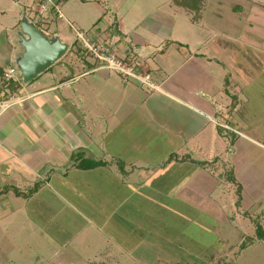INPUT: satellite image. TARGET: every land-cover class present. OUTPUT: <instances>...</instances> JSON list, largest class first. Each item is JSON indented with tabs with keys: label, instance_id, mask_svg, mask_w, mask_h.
Returning <instances> with one entry per match:
<instances>
[{
	"label": "crops",
	"instance_id": "crops-1",
	"mask_svg": "<svg viewBox=\"0 0 264 264\" xmlns=\"http://www.w3.org/2000/svg\"><path fill=\"white\" fill-rule=\"evenodd\" d=\"M38 3L27 1L25 17L19 19V24L27 16L46 36L60 38L68 48L45 74L42 72L28 84L19 82L11 97L0 86V243L8 240L10 227L18 229L14 224L22 221L16 219L19 212L28 210L27 200L44 191L67 203L74 200L78 187L83 185L100 186L102 195L112 201L121 194L124 199L119 206L134 198L131 205L140 212H171L180 219L184 212L193 213L192 220L178 222L186 224L187 230L197 227L204 235L200 244L213 236L223 240L222 248L226 247L230 239L224 233L232 214L248 218L253 233V219L263 226L264 209L259 208V199L264 193V144L248 134L245 123L239 125L236 112L240 104L233 110L227 106L229 71L225 72L226 63L214 55L219 52L216 47L201 39L203 29L191 20L187 22L201 39L196 38L191 45L175 28L176 19L185 22L183 19L166 14L171 22L155 21L142 3L123 11L117 3L109 19L104 0H56L64 19L57 17L50 4L46 23L38 15ZM129 10L135 12L133 23L127 18ZM150 14L152 17H148ZM62 20L73 30V37L52 30ZM74 24L91 40L110 42L122 55L139 51L143 67L153 74L160 90L146 92L138 81L124 80L82 51L87 72L76 75L74 66L68 72V61L63 57L67 53L75 56L74 44L80 43ZM1 44L3 69L5 59L11 64L23 53L15 57ZM91 73L98 74L101 88L94 82L90 87V81L83 85V78ZM94 100L99 106L91 113L87 107ZM81 152L109 164L78 169L73 166V158ZM91 173L95 178L103 174L101 180L90 183ZM105 177H111V186L104 187ZM110 187L111 198L107 190ZM232 192L235 197L229 206L225 194ZM120 213L122 223L127 225H121L124 232L136 235L130 213ZM151 242L152 235L145 243ZM9 262L0 247V264Z\"/></svg>",
	"mask_w": 264,
	"mask_h": 264
},
{
	"label": "rangeland",
	"instance_id": "rangeland-1",
	"mask_svg": "<svg viewBox=\"0 0 264 264\" xmlns=\"http://www.w3.org/2000/svg\"><path fill=\"white\" fill-rule=\"evenodd\" d=\"M27 1L30 0H0V36L3 38V42L0 41L1 47L14 53L15 57H19L25 48L21 37L24 33L19 19L22 16L25 17ZM41 2L39 0L37 6L39 10ZM163 2H165L164 5L161 4V0H121V2L120 0H104L109 11V19L112 18L117 3H120L121 11L142 3L155 21L171 22L168 15L176 16L179 20L183 19L185 22L176 19L175 28L191 45L196 38L206 39V42L213 44L212 46L219 51L214 55L226 63L225 72L229 71L228 83L231 85V92H228L230 99L227 106L233 110L237 104H240L236 112L239 125L242 122L245 123L246 129L249 128L248 134L264 144V0H201L202 6L195 12L187 9L185 11V8H179L176 4L175 6L173 0ZM71 5L72 3H68L67 6ZM46 6L47 10L43 13L47 16L46 23H49L50 6L49 4ZM144 10L146 11L145 8ZM129 11L127 18L128 21L131 20L130 23H133L134 19L136 21L135 12ZM155 11L157 14H154ZM159 11L161 13H158ZM151 14L148 17H152ZM38 15L42 17L39 13ZM58 18L64 19V16ZM151 20L154 19L149 21ZM190 20L204 30V33H201L204 38H198L199 33L187 23ZM32 23L36 24V22ZM72 27L77 37V32L80 33L82 30L75 24ZM52 30L68 33L71 37L74 35L65 20L54 24ZM74 48H76L75 56H69L67 53L63 57H66L69 64L67 70L69 72L74 66L76 75L84 74L87 68L82 62L83 54L80 53L83 47L81 43L76 42ZM207 49L203 51L206 52ZM137 53L139 55V51ZM5 60L7 64L3 70L15 68V87H18L19 82L28 84L22 78L17 61H11L14 66H10L9 59ZM0 65L5 64L0 61ZM219 66L218 68L225 74L223 68ZM90 75L83 78V85L90 81V87L94 82V86L101 88L98 74ZM139 85L149 93L160 90L156 83L154 87L148 83ZM0 86L4 87V82H0ZM6 92L8 97H11L16 90H11L10 86L8 89L7 86ZM88 104L90 105L87 108L91 113L97 112L99 105H96L95 100L94 104L90 102ZM94 174H90L89 180L90 183L95 184L101 180L103 174H98L96 178ZM105 178V183H101H104V187L111 186V177ZM242 180L245 183L247 181L245 178ZM108 189L110 190L111 187ZM43 192L35 199L27 200L28 210L20 211L16 219L22 221H18V225L14 224L18 229L10 227L8 240H4L5 244L0 243V247L9 257L8 264H264V241H260L256 233H253V225L245 217L231 215L230 225L224 233L228 235L230 241L227 242L226 247L222 248L223 240L219 238L215 240L213 236H208L207 240L200 244L201 237L204 240V235L198 232L197 227H189L187 230L186 224L181 226L183 223L178 220L183 222L187 219L192 220L193 213L189 211L184 212L181 219L171 212H140L138 208L131 205L134 204V198L119 206L124 197L118 194L115 196L116 200L112 201L106 195H102L100 186L78 187L77 196L74 195V200L67 203ZM63 195L65 196L64 193ZM108 196L112 197L111 190ZM225 196L227 203L231 206L230 202L235 194H225ZM43 197H46L49 202L44 203ZM21 202L26 201L22 199ZM259 203L261 206L259 208L264 209V193L261 194ZM119 212L121 216L130 213L131 223L136 224V235L131 233L129 236L124 232L121 225L126 224L122 223L118 216ZM155 213L159 214L158 217ZM261 216H263L261 220L264 226V212ZM199 225L201 226V223H197L196 226ZM188 232H192L191 235ZM146 233L148 234L145 235ZM150 234L154 242L147 244L145 243L147 239L151 240ZM244 235L248 237H243ZM191 239H194L196 243Z\"/></svg>",
	"mask_w": 264,
	"mask_h": 264
},
{
	"label": "built area",
	"instance_id": "built-area-1",
	"mask_svg": "<svg viewBox=\"0 0 264 264\" xmlns=\"http://www.w3.org/2000/svg\"><path fill=\"white\" fill-rule=\"evenodd\" d=\"M39 14L44 18L47 10L46 4L54 5L56 14L58 17H63L60 12V7L55 4L56 0H41ZM44 11V13H43ZM77 39L80 41L83 49L82 52L94 58L101 66H104L109 71L117 72L125 80L134 79L140 83H148L151 86H155L153 74L144 69L142 61L139 55L136 54H120L114 45L108 41H93L91 40L84 31L77 32ZM15 68H7L0 76V82H7L11 79H15ZM224 125V124H223ZM227 129H231L227 126Z\"/></svg>",
	"mask_w": 264,
	"mask_h": 264
},
{
	"label": "water",
	"instance_id": "water-1",
	"mask_svg": "<svg viewBox=\"0 0 264 264\" xmlns=\"http://www.w3.org/2000/svg\"><path fill=\"white\" fill-rule=\"evenodd\" d=\"M24 52L17 60L25 83L32 81L67 51V45L60 38H49L36 24L24 18L21 22Z\"/></svg>",
	"mask_w": 264,
	"mask_h": 264
},
{
	"label": "trees",
	"instance_id": "trees-1",
	"mask_svg": "<svg viewBox=\"0 0 264 264\" xmlns=\"http://www.w3.org/2000/svg\"><path fill=\"white\" fill-rule=\"evenodd\" d=\"M173 3L176 4L177 6L183 7L189 11H198L201 6H202V2L201 0H173ZM4 70L2 68H0V76L3 74ZM16 80L15 79H11L7 82H4V87H1L2 90L9 89V86L11 88V90H17V88L15 87L16 84L14 83ZM84 153H78L76 155V157H74V161H73V166L78 168V169H93L99 166H106L109 164L108 161L105 160H95L92 158H88L84 156ZM230 179L232 181H235V178L233 176H230ZM241 186H238V191L240 192ZM253 222L255 224V233L258 239L260 240H264V228L261 225L260 221L258 219H253Z\"/></svg>",
	"mask_w": 264,
	"mask_h": 264
}]
</instances>
